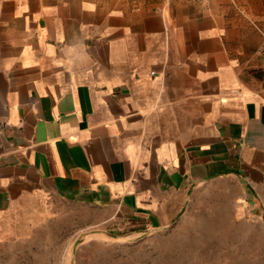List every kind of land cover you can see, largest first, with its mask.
I'll return each instance as SVG.
<instances>
[{"label": "crops", "instance_id": "1", "mask_svg": "<svg viewBox=\"0 0 264 264\" xmlns=\"http://www.w3.org/2000/svg\"><path fill=\"white\" fill-rule=\"evenodd\" d=\"M222 179L264 217V0H0V234L52 206L153 232Z\"/></svg>", "mask_w": 264, "mask_h": 264}, {"label": "rangeland", "instance_id": "2", "mask_svg": "<svg viewBox=\"0 0 264 264\" xmlns=\"http://www.w3.org/2000/svg\"><path fill=\"white\" fill-rule=\"evenodd\" d=\"M241 192L236 180L209 181L171 226L144 234L104 211L52 206L4 229L0 264H264V217Z\"/></svg>", "mask_w": 264, "mask_h": 264}]
</instances>
